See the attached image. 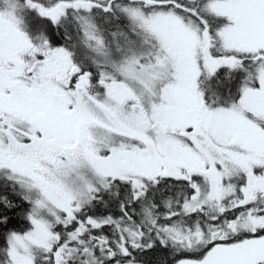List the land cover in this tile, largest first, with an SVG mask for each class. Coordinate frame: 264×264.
Returning <instances> with one entry per match:
<instances>
[{
  "label": "rangeland",
  "instance_id": "rangeland-1",
  "mask_svg": "<svg viewBox=\"0 0 264 264\" xmlns=\"http://www.w3.org/2000/svg\"><path fill=\"white\" fill-rule=\"evenodd\" d=\"M22 1L2 0L1 15L15 28H22L23 17V29L35 28L48 37L57 27L61 36L68 32L72 37L65 35L57 44L53 74L66 85L59 81L56 90L35 87L31 75L22 81L16 72L13 78L0 72V84L10 88L3 92L0 86V176L15 180L32 207L30 228L12 234L9 260L0 264H35L31 252L55 242L50 219L73 217L91 203V191L103 188L109 195L102 199L129 197L127 186H117V194L110 195L116 186L112 177L128 180L140 199L148 196L147 180L153 184L149 180L161 176L186 177L187 185L195 187L185 203L192 210L243 204L244 195L251 193L248 178L258 165L253 163L262 162L254 158L264 154V0H185L180 6L174 4L178 0H30L27 11ZM64 4L76 10L62 18L69 7ZM39 6L51 11L56 22L34 17L31 11L39 14ZM103 6L106 13L93 11ZM20 35L21 43L8 54L13 63L17 58L26 63L24 57L32 54L31 43ZM232 51L260 60L254 82L244 81L247 85L235 91L233 107L212 101L220 86L208 83L207 102L198 78L210 82L207 73L213 70L238 71L240 59L227 57L236 54ZM221 53L226 58L219 61ZM75 69L82 72L76 82ZM69 115L84 125L80 140ZM75 142L77 152L66 148ZM188 189L175 187L173 195L185 199ZM246 218V232L261 221L256 215ZM173 233L185 237L188 253L206 248L193 243L189 233ZM62 251L60 247L54 254L56 264ZM260 262L264 235L215 243L200 258L175 264Z\"/></svg>",
  "mask_w": 264,
  "mask_h": 264
},
{
  "label": "trees",
  "instance_id": "trees-1",
  "mask_svg": "<svg viewBox=\"0 0 264 264\" xmlns=\"http://www.w3.org/2000/svg\"><path fill=\"white\" fill-rule=\"evenodd\" d=\"M27 1L30 0L21 2L25 11H27ZM124 1L127 2L128 0ZM142 1L151 2L152 0H140V2ZM178 1L174 3L177 6L187 2L185 0ZM101 2L104 3L102 0L98 1V3ZM168 2L173 3V1ZM32 5L36 6V4ZM95 9H99L103 13L107 12L104 6L103 8H94L93 11ZM35 10L39 11L36 8ZM74 10L76 9L71 6L67 7L66 14L62 18L69 16ZM31 12L40 21L53 20L52 17L45 19L40 11L39 14L34 13V9ZM19 14H22L21 10ZM21 19L23 21V17ZM68 19L73 20V17H68ZM221 24L223 23L221 22ZM74 29L79 34L76 23ZM34 30L35 28L29 30V39L34 42L33 46L54 48L58 42L61 43V38L64 39L65 35L72 37L71 33L68 32H62L61 36V31L57 27L53 35L48 37L42 32L35 33ZM105 35L107 36L106 33ZM232 52H236V54L227 57L240 59L236 64L238 71L229 74L224 70L225 68L219 71L216 69L210 74L207 73L210 82L204 81L203 77L200 78V88L206 90L205 100L207 102H211L209 100L211 89H208L211 84L220 86L217 95H215L217 99L212 101L228 106L234 104L236 98L234 93L246 85L244 81H248V84L254 82L257 64L260 60L248 55L249 53ZM224 54H218L219 61L222 57L226 58ZM247 58L251 60L248 59L247 61ZM250 61L253 62V65L250 64ZM79 73L77 72L78 75ZM260 122L261 125L264 124L261 120ZM112 178L116 180L113 182V185L116 186L110 192L109 189L107 190L110 195L117 194L119 191L116 190L117 186H122L123 190L127 189L123 186H127L128 189L125 194L129 197L102 199L105 195H109L103 191V188L102 190L91 191V203L84 204L76 210L73 217L67 219L62 214V219H50L51 229L56 236L55 242L49 249L38 247L31 252L35 264H56L54 254L60 247H63L60 264H175L185 257L200 258L215 243H231L264 235V220L261 217L264 203L260 197V199H255L253 209L248 203L232 206L228 202L223 210L217 207L210 209L208 206L203 207V209L192 210L185 208V203L194 191V187L187 185L189 182L186 179L166 175L158 177L154 181L149 180L153 184H148L147 180L148 196L140 199L133 194V189L136 191V188L128 183V180L118 177ZM181 185L184 186V191H186V186L189 188L185 199L176 198L178 196L176 193L173 195L175 187ZM182 194L184 193H180V195ZM171 196L173 197L168 199ZM170 202L175 203V207L169 208ZM31 209V204L25 198L21 186L15 180L4 179L0 176V262L9 260H6L7 248L12 234L20 229L25 231L30 228L29 213ZM250 211H253L257 219L261 221L257 228L246 232L243 227ZM243 220H245L244 223ZM233 223L237 225V229H232ZM174 230L189 233L193 243H203L206 248L201 252L188 253L183 247L185 237L174 236ZM5 246L6 251L4 250Z\"/></svg>",
  "mask_w": 264,
  "mask_h": 264
},
{
  "label": "flooded vegetation",
  "instance_id": "flooded-vegetation-1",
  "mask_svg": "<svg viewBox=\"0 0 264 264\" xmlns=\"http://www.w3.org/2000/svg\"><path fill=\"white\" fill-rule=\"evenodd\" d=\"M2 6H3V2H2V0H0V9L2 8ZM43 13L45 14L46 11L43 10ZM6 23L12 24L13 27H11V25H7ZM15 24L17 27V22H15ZM22 25L26 26V23L24 21H22ZM23 26H22V28H15L12 20H9L6 17H3L1 15V12H0V72L2 70H5L6 74L8 76L11 75L12 78L14 77V72H16L18 74V76H15L16 78L20 79L21 77H24V78H22L23 79L22 81L26 80L27 75H31L33 80H34L35 87H41L42 88V86H43L46 88L47 91H48V89L56 90L54 87H55V85L60 84L59 81L63 82L64 85H66V83L64 81H62V78L60 76H55L53 74V71H55L54 68H56V66H57V56H58L57 46H55L54 48H47L44 46L40 47V46H36V45L33 46L34 42H32L31 39H29L30 38V33H29L30 31L27 29H23ZM22 33H23V36L25 35V37L31 43L30 47L32 48V50H31L32 54L31 55L27 54V56L24 57V60L26 61V63H24L21 59L19 61L18 58L15 61V63H13L8 58V54L11 52V50L14 48V46L19 45L18 43H21L19 41V38L21 37L20 34H22ZM11 54H12V52H11ZM73 71H74V69H73ZM75 72H76V79L74 82L77 81L78 77L80 78V75L77 74L76 69H75ZM38 83H39V86H38ZM19 84H20V82H19ZM0 86L3 88L2 89L3 92H7L8 89H10V88H8L9 86L4 84V83L0 84ZM72 115H74V114H72ZM84 115H85L84 118L90 119V117H88L86 113H84ZM2 116H4L6 121L8 122V119L6 118L5 114H2ZM69 117L71 119H75L74 120L75 121V127H76L75 130L78 133V135L76 137H78V139L80 140L79 135H80L81 131H83L84 125L81 123V120H79L73 116H70V115H69ZM85 129H87V128H85ZM90 132L93 133L91 130H90ZM90 137H92L91 134H90ZM79 144H80V142H79ZM68 145L69 146L66 148H68L70 150H74L77 152L79 149L76 142L74 144H68ZM80 146H81V144H80ZM263 158H264V154L262 155V157L257 156L254 158V161L262 160V162L260 161L259 163H256V162L253 163V165L254 164H258V165L257 166L254 165L255 170H253V173L248 178V181L250 183V185H249L250 189L249 190H251V193L244 195L243 199H244V202L247 201L246 203L250 204V206H252V204H253L252 201H255V199L261 198L264 201V159ZM250 167H251V164H250ZM250 215H255V214L253 211H250ZM261 217H263V220H264V205H263V213L261 212Z\"/></svg>",
  "mask_w": 264,
  "mask_h": 264
}]
</instances>
